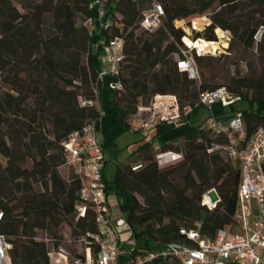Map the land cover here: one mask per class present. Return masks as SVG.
Returning a JSON list of instances; mask_svg holds the SVG:
<instances>
[{
  "label": "trees",
  "instance_id": "obj_1",
  "mask_svg": "<svg viewBox=\"0 0 264 264\" xmlns=\"http://www.w3.org/2000/svg\"><path fill=\"white\" fill-rule=\"evenodd\" d=\"M92 1L0 0V235L10 245L12 264H50L49 253L62 247L64 225L72 228L73 237L96 231L93 212L77 219L80 182L74 174L66 180L59 170L65 165L61 143L87 122L96 121L108 157L116 140L132 129L129 119L139 105H149L156 95L176 96L185 121L180 127L158 125L151 140H141L133 156L117 164L112 181L105 180L113 223V207L124 215L120 246L131 250L120 264L185 242L182 231L213 238L234 223L240 167L221 152H209L225 138L208 128L206 110L194 121L202 109L196 107L200 92L226 87L239 96L235 106L217 107L216 113L219 118L241 113L247 139L264 125V0H158L166 16L152 34L138 30L143 3L114 0L107 4L106 18L117 14L123 29L114 26L90 36L78 22L97 17L98 9L89 10ZM204 16L211 25L195 40L216 42L217 29L230 31L228 59L240 47L255 48L254 37L261 34V70L255 76L214 83L202 70L212 55L194 56L200 86L177 68L185 32L175 22L190 25ZM117 35L126 41L120 73L100 81L103 46ZM112 82H120L122 89L111 90ZM80 97L98 98L101 112L82 107ZM185 107L192 113L184 116ZM154 147L180 153L183 160L160 168ZM139 164L142 168L133 171ZM212 188L221 203L209 211L201 201Z\"/></svg>",
  "mask_w": 264,
  "mask_h": 264
},
{
  "label": "built area",
  "instance_id": "obj_2",
  "mask_svg": "<svg viewBox=\"0 0 264 264\" xmlns=\"http://www.w3.org/2000/svg\"><path fill=\"white\" fill-rule=\"evenodd\" d=\"M114 0H93L89 10L97 11V17L85 18L82 25L90 36L101 31H110L114 26L119 30L123 24L115 20L117 14L106 18L107 4ZM143 3L145 8L138 22V30L152 34L163 26L165 9L158 0H134ZM195 20L192 22L194 23ZM205 27L211 22L207 20ZM198 31L196 28H194ZM220 30V29H217ZM216 30V35H217ZM222 38L217 35L221 51H226L232 40L230 31H223ZM220 40V41H219ZM196 41V40H195ZM185 43V42H184ZM196 43V42H195ZM181 50L177 68L185 72L192 80L199 79L197 64L193 52L197 55H215L211 51H199L187 45ZM125 38L117 35L110 38L103 46L100 55L99 80L108 76H118L125 58ZM113 91L122 89L120 82L109 85ZM98 95V91L95 90ZM241 98L226 87L199 93L196 107L210 114L207 126L217 136L225 138L224 144H215L209 152L218 151L234 165H239L241 176L238 186L234 223L219 230L213 238L204 236L197 230L182 231L185 242H172L164 248L140 255L125 264H264V125L247 139L243 115L235 113L226 118H219L216 108L229 110ZM82 107H97L101 112L98 98L86 101L79 98ZM192 113V109L185 116ZM140 120L139 132L148 134L160 124L179 127L183 115L179 100L174 95H156L147 106H140L136 115ZM65 165L68 166L80 182V200L75 206L77 219L86 218L88 212L94 213L96 231L87 232L79 242L82 250L59 248L49 253L50 264H120L121 256L131 253L120 246V232L112 221L107 198L104 172L107 155L97 130L95 120L87 122L80 130L72 132L62 143ZM159 149V148H158ZM183 155L172 151L157 153L160 168L179 163ZM142 168L135 165L133 171ZM221 197L215 188L204 193L201 205L209 211L217 209ZM3 217L0 212V221ZM95 247L98 248L95 251ZM10 245L0 235V264H12L9 256Z\"/></svg>",
  "mask_w": 264,
  "mask_h": 264
},
{
  "label": "rangeland",
  "instance_id": "obj_3",
  "mask_svg": "<svg viewBox=\"0 0 264 264\" xmlns=\"http://www.w3.org/2000/svg\"><path fill=\"white\" fill-rule=\"evenodd\" d=\"M209 17V16H208ZM204 16L205 20L210 21V19ZM202 18H199L197 20H200ZM196 21V20H195ZM83 20L80 19L78 24L82 25ZM207 22V21H206ZM177 26L182 27V29L185 32V37L191 39L192 41H195L196 39V33H203L207 27L206 25L203 26L200 30L196 31L193 28V23L188 25V23L184 21L175 22ZM206 24V23H205ZM195 27L197 29V25L195 24ZM219 30H217V35H219ZM216 35V36H217ZM184 37V38H185ZM261 34L257 33V35L254 37L255 42V48L248 49L244 47H240L238 50H235L234 55L231 58H226L225 56L229 55V53L226 51L219 50L215 55H212V59L209 58L207 61L203 62V68L208 76H211L215 79L214 83L217 84H225L228 83L229 80L232 77H244V76H255L256 72H259L261 70L260 61L257 54V44L260 40ZM184 38L182 39L183 46H180V49L185 50L187 46L184 43ZM218 39V38H217ZM204 41H209L206 39H201ZM220 41V40H219ZM217 42V41H216ZM220 43V42H218ZM230 45L227 49H229ZM194 56L197 55L196 52L192 53ZM198 73H199V79L197 80L198 85L200 86L202 84V78H201V68L197 64ZM249 95H252V92H249ZM143 106L142 104L139 105ZM190 108L185 107L184 108V116L186 112L189 111ZM138 111V109H137ZM206 111L204 109H201L198 112V115L194 116V121H200L204 116H206ZM129 122L131 126H140V120L137 116H133L129 119ZM185 121H182V124H184ZM180 125V126H181ZM179 126V127H180ZM153 130V135H155L156 129ZM145 140L149 141L151 140V137H149L147 134L143 132L136 133L134 132V129L132 128L130 131L122 134L117 140H116V146L110 152L108 156V162H107V169L105 171V176L107 178V181H112L114 178L116 167L118 163H124L127 162L134 154V152L138 149V146L140 145V141ZM159 151L158 148H153V154H157ZM61 175L68 180L70 176L73 174L72 170L66 166L63 165L60 169ZM138 199L141 203H144V200L138 196ZM114 206H116L114 204ZM166 220L165 222H167ZM62 234L64 235V241L62 243V247L66 248L68 250H82L83 245L79 242L82 237H73L72 235V228L68 225H64L62 228ZM41 238H45V236L41 233ZM129 247V246H128ZM125 250L128 249L127 247L124 248Z\"/></svg>",
  "mask_w": 264,
  "mask_h": 264
},
{
  "label": "bare ground",
  "instance_id": "obj_4",
  "mask_svg": "<svg viewBox=\"0 0 264 264\" xmlns=\"http://www.w3.org/2000/svg\"><path fill=\"white\" fill-rule=\"evenodd\" d=\"M207 20L205 19H201V20H197L193 23V28L195 27V24L197 25V30L203 28V26L205 25ZM219 36L220 38H222V32L219 30ZM184 42L189 45L192 48H197L199 51H205V52H213V53H217L220 49L219 44L217 42H208V41H204L201 39H198L196 41H192L191 39L185 37L184 38ZM196 42V43H195Z\"/></svg>",
  "mask_w": 264,
  "mask_h": 264
},
{
  "label": "crops",
  "instance_id": "obj_5",
  "mask_svg": "<svg viewBox=\"0 0 264 264\" xmlns=\"http://www.w3.org/2000/svg\"><path fill=\"white\" fill-rule=\"evenodd\" d=\"M132 128L134 129V132H138L139 133V131L137 130L138 127H136L134 125V126H132ZM147 135L149 137L153 136V130H151ZM107 162H108V159H107ZM106 169H107V165H106ZM104 179L107 180V178L105 176V172H104ZM113 219H114V224H115V226L117 227L118 230H119V228L124 227V223H125L124 215L120 212V210L117 207H113Z\"/></svg>",
  "mask_w": 264,
  "mask_h": 264
}]
</instances>
